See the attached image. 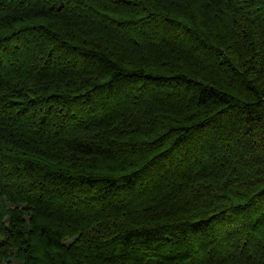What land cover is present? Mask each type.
<instances>
[{"label":"trees","instance_id":"obj_1","mask_svg":"<svg viewBox=\"0 0 264 264\" xmlns=\"http://www.w3.org/2000/svg\"><path fill=\"white\" fill-rule=\"evenodd\" d=\"M264 264V0H0V264Z\"/></svg>","mask_w":264,"mask_h":264},{"label":"rangeland","instance_id":"obj_2","mask_svg":"<svg viewBox=\"0 0 264 264\" xmlns=\"http://www.w3.org/2000/svg\"><path fill=\"white\" fill-rule=\"evenodd\" d=\"M6 264V263H5Z\"/></svg>","mask_w":264,"mask_h":264}]
</instances>
